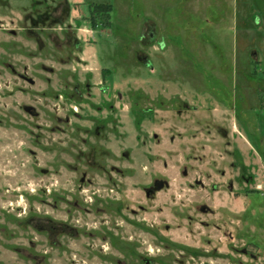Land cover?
<instances>
[{"label":"rangeland","instance_id":"rangeland-1","mask_svg":"<svg viewBox=\"0 0 264 264\" xmlns=\"http://www.w3.org/2000/svg\"><path fill=\"white\" fill-rule=\"evenodd\" d=\"M263 153L264 0H0V264H264Z\"/></svg>","mask_w":264,"mask_h":264},{"label":"trees","instance_id":"trees-1","mask_svg":"<svg viewBox=\"0 0 264 264\" xmlns=\"http://www.w3.org/2000/svg\"><path fill=\"white\" fill-rule=\"evenodd\" d=\"M92 7H93V10L91 11V15H92L91 19H92V26H94V27L96 26V19H97L96 12L104 13V11H106L105 12V15H106L113 9V6L111 3H109L108 5L105 4V5H100V6H96V7L92 6ZM106 16H108V15H106ZM263 156H264V153H263Z\"/></svg>","mask_w":264,"mask_h":264},{"label":"flooded vegetation","instance_id":"flooded-vegetation-1","mask_svg":"<svg viewBox=\"0 0 264 264\" xmlns=\"http://www.w3.org/2000/svg\"><path fill=\"white\" fill-rule=\"evenodd\" d=\"M93 10V7L91 8H89V17H88V19H90V21H91V23H92V19H91V17H92V15H91V11ZM96 14H98L97 12H96ZM100 14H102L101 12H100ZM107 23V22H106ZM106 23H104V24H106Z\"/></svg>","mask_w":264,"mask_h":264}]
</instances>
